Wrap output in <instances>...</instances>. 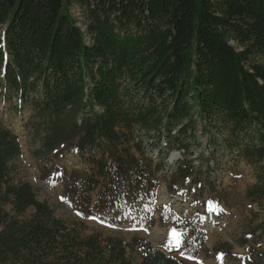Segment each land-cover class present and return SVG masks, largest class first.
Returning <instances> with one entry per match:
<instances>
[{
  "label": "trees",
  "instance_id": "obj_1",
  "mask_svg": "<svg viewBox=\"0 0 264 264\" xmlns=\"http://www.w3.org/2000/svg\"><path fill=\"white\" fill-rule=\"evenodd\" d=\"M0 101L29 113L38 165L60 173L74 208L113 224L154 222L161 182L172 196L204 175L213 187L210 168L187 158L201 126L212 159L255 168L247 197L258 211L239 243L244 264H264V0H0ZM21 152L0 121V264H184L147 239L57 216L18 176ZM182 237L200 256L205 232Z\"/></svg>",
  "mask_w": 264,
  "mask_h": 264
},
{
  "label": "rangeland",
  "instance_id": "obj_2",
  "mask_svg": "<svg viewBox=\"0 0 264 264\" xmlns=\"http://www.w3.org/2000/svg\"><path fill=\"white\" fill-rule=\"evenodd\" d=\"M70 13L78 26L84 29L87 22L85 11L75 5L70 8ZM28 114L14 113L0 101V121L19 136L21 143L22 152L16 160L18 176L30 182L38 198L46 201L60 218L69 223H84L89 230H98L125 241L133 237L147 239L155 247L173 253L184 264H244L249 259L247 246L241 245L239 240L255 224L254 215L258 211L257 205L247 197L248 188L256 182L255 168L245 162H233L229 155L221 151L212 159L209 137L201 132V126L197 136L186 141L191 144L193 151L187 158L193 160L195 166L201 167L203 172L210 168L212 175L209 176L213 187L207 184L204 175L201 184L199 178L189 179L185 193L172 196L168 193L167 184L161 182L150 207L154 222L133 215L126 221L113 224L99 215L83 216L65 197L59 179L60 173L57 170L43 173L34 155L38 146L32 143L25 129ZM67 158L58 166L70 165L71 155ZM182 158L183 151L172 149L166 159L170 169L175 170L177 162ZM166 206L171 209L170 213L166 212ZM176 216L180 219H175ZM195 226L205 232V243L200 256L187 253V241L184 237L180 247L168 246L172 229L175 228L184 236ZM230 246L232 251L229 252ZM216 247L223 249L215 251Z\"/></svg>",
  "mask_w": 264,
  "mask_h": 264
},
{
  "label": "snow or ice",
  "instance_id": "obj_3",
  "mask_svg": "<svg viewBox=\"0 0 264 264\" xmlns=\"http://www.w3.org/2000/svg\"><path fill=\"white\" fill-rule=\"evenodd\" d=\"M61 199H65L64 197H61ZM166 212L171 211V209L166 206L165 208ZM95 219V217H93ZM175 219L179 220L180 218L178 216L175 217ZM182 233L178 232L175 228L171 230L170 238L168 240V246L169 247H180L182 245ZM223 257V254H221V259ZM191 258V257H190Z\"/></svg>",
  "mask_w": 264,
  "mask_h": 264
}]
</instances>
